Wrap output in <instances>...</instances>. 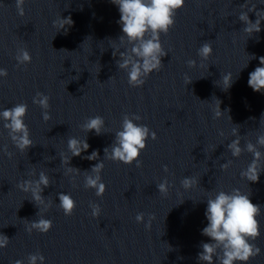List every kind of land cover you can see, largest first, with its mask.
<instances>
[{
	"label": "clouds",
	"instance_id": "9594fccd",
	"mask_svg": "<svg viewBox=\"0 0 264 264\" xmlns=\"http://www.w3.org/2000/svg\"><path fill=\"white\" fill-rule=\"evenodd\" d=\"M118 6L120 19L117 21L121 25L122 33L119 40L126 43L128 47L123 51L115 50L113 56L119 55L116 61L119 70H124L128 75V83L132 87H141L146 82V78L155 72H159L162 67V57L168 53L162 46L160 35L168 34L175 26V17L177 12L185 5L186 0H111ZM25 0H15V7L18 15L24 16ZM2 6V5H0ZM241 8H247L242 11L238 19L244 23L243 30L252 35L261 31V21L264 20V11L257 10L256 4L249 7L248 0L240 5ZM249 12H255L256 20L253 22L249 19ZM73 21L71 17L59 18L53 21L54 27L67 30L66 26H71ZM213 54V47L209 41L201 44L197 50V55L202 60H207ZM18 66L31 63L32 57L26 49H19L15 57ZM261 65H264V57L259 58ZM190 68L196 67L195 60L187 61ZM7 70L0 68V77H6ZM110 77L109 79H112ZM191 79L185 75L186 85L191 83ZM224 89L227 90L233 83L231 72L222 74ZM248 86L255 92L264 91V66H258L254 71L249 73ZM50 97L37 92L33 97V103L39 105L44 111L42 118L45 122L51 119L49 108ZM219 101V100H218ZM28 106L26 103H18L11 108L0 111V119L4 121L3 127L8 130V135L13 144L21 152H26L33 146L30 138V130L24 122ZM225 112L220 109V101L214 109V117L219 119ZM230 118V117H229ZM139 115H124L122 119V130L115 132V139L110 146L104 149V158L115 162H121L125 165H132L135 162L137 168L142 166L139 160L141 152L146 148V142L149 137L155 140L156 133L148 126L135 123L139 121ZM231 120V118H230ZM85 132L94 131L96 135L102 133L105 127V121L102 116L89 117L81 126ZM224 135L223 131L219 133ZM232 135L236 137L227 148L233 157L241 156L242 152L247 151L253 155L251 163L247 169L240 173L242 178L248 182H257L259 175L264 171L261 161L264 160V153L259 149L264 148V134L257 136L256 143L248 141L245 147L240 146L239 127L232 129ZM87 140H80L70 137L67 141V148L73 156H81L83 152L89 149ZM110 149V150H109ZM4 153L11 158L12 153L8 151L7 146L3 148ZM88 160H98L99 153L93 151L90 155L84 157ZM69 159L62 158V163L68 164ZM232 161L221 164V169L227 170ZM104 168L103 161L96 163L90 170L89 175L85 176L84 187L86 189H95V194L102 197L106 191V185L102 182L100 173ZM78 169L68 168L69 172ZM167 172V165L164 166ZM35 175V173H33ZM181 186L185 190L191 189L199 184L194 177H185L181 180ZM50 186L49 176L41 171L36 180H23L17 184V187L25 192L31 193L32 201L37 205L44 206L46 211L51 207V203H45V197L42 195L45 188ZM170 185L165 179L157 185L158 192L161 195H167ZM249 194L241 192L240 189L234 188L230 193L223 190L209 196L206 199L207 207L205 216L208 221L207 226L202 229V235L211 239L210 243H202V251L198 253L200 264H214L216 257L218 264H248V262L260 255L261 249L250 241H255L260 236V222L257 217L261 214V206L254 204ZM59 207L63 210L64 215L71 216L76 208V202L70 194L63 192L58 194ZM92 216L98 218L101 208L98 204H90ZM41 212V211H40ZM40 214V213H38ZM155 219L154 215L148 217L145 224L146 228H151V223ZM137 223H144L145 214L140 212L136 215ZM52 228V221L41 216L40 219L31 221L26 230L31 234L33 230L46 234ZM10 242L9 238L0 233V249L7 247ZM28 264H44L45 257L40 253L30 254ZM15 264H23V261L16 260Z\"/></svg>",
	"mask_w": 264,
	"mask_h": 264
}]
</instances>
